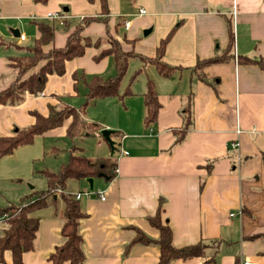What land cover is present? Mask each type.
<instances>
[{"label": "crops", "instance_id": "0c3cea01", "mask_svg": "<svg viewBox=\"0 0 264 264\" xmlns=\"http://www.w3.org/2000/svg\"><path fill=\"white\" fill-rule=\"evenodd\" d=\"M107 3V25L91 23L83 34L103 37L108 26L124 52L148 59H139L142 64L136 70L141 71L130 85L131 95L122 101L96 100L82 109L86 82L92 76L114 74L112 57L95 61L97 51L87 48L83 56L65 63L63 75L48 76L40 95L26 94L17 105L0 106V137L31 125L32 112L47 115L49 105L61 103L79 111L72 137L66 135L69 118L36 137L31 145L0 158V197L4 193L15 198L8 201L4 197L9 204L33 191H44L46 181L38 171L56 172V166L58 171L72 148L88 158L110 156L108 143L94 135L109 129L119 133L111 134L115 177L93 179L92 191L85 180H69L64 192L78 195L85 213L78 225L84 264H155L159 258L155 244H135L127 252L125 247L135 228L158 239L147 217L154 216L160 206L161 218L172 231L173 247L207 245L203 257L172 264H264V69L257 63H264V0ZM100 12L98 0H49L46 4L0 0V38L10 44L0 47V90L14 79L11 57L22 54L16 55L14 45L21 46L29 38L32 46L37 38L35 22L56 24L60 30L54 26V46L63 47L69 33L66 22L72 29L83 17ZM54 13L60 16L47 17ZM171 29L162 61L177 69L171 77L162 78L149 60ZM229 30L232 46L227 50ZM19 34L25 36L24 41L18 40ZM223 54L227 60L203 64ZM147 79L154 83L160 104L156 122L148 126L143 121L142 96ZM187 108L190 126L183 140L174 144L173 130L182 127ZM80 121L82 127H78ZM85 124L99 129L88 133ZM60 138L71 140L70 146L66 144L69 149L54 169L43 166L47 148L53 153ZM15 179L16 186L10 187ZM63 210L57 192L54 202L32 213L38 218V230L33 250L22 255V264H50V254L64 241L60 232ZM5 228L0 222V237ZM0 264H12L9 252Z\"/></svg>", "mask_w": 264, "mask_h": 264}, {"label": "trees", "instance_id": "16d2710c", "mask_svg": "<svg viewBox=\"0 0 264 264\" xmlns=\"http://www.w3.org/2000/svg\"><path fill=\"white\" fill-rule=\"evenodd\" d=\"M34 3L46 4L49 0H33ZM93 3L95 0H86ZM100 4V15L93 17H83L72 29L67 25L69 32L63 47L54 46L55 28L46 22H35L38 32L37 38L32 46L14 45L22 54L11 57L10 66L14 72L13 81L4 89L0 90V106H13L19 104L26 94L40 95L45 88L48 76L64 74L65 63L84 55L87 48H94L97 52L93 59L100 61L107 57H112L114 61V75L108 78L92 76L86 82V93L82 109L89 103L105 98H117L122 101L124 97L131 95L130 85L136 80L140 69L136 70L130 77L123 93L119 92L120 82L125 76L130 57H136L133 53L124 52L120 42L109 32L108 26L103 37H92L83 34L84 30L95 22H102L107 25L106 16L108 14L107 0H98ZM173 30L163 38L155 51L156 58L149 60L154 66L157 74L162 78H169L177 67L167 65L162 61L164 51ZM10 46L5 40L0 38V47ZM232 46V32L229 30V44L227 50ZM227 60L223 54L221 57H213L204 61L208 64L217 61ZM239 58L238 62L241 63ZM263 69L264 63L257 62ZM200 66V64H198ZM77 79V75L74 76ZM144 124L151 125L157 120L160 104L158 102L155 85L152 80L147 79L145 92L143 93ZM186 117L183 125L178 130H173L176 135L174 144L181 142L185 132L190 126L189 109L186 110ZM34 122L24 128H19L10 135L0 137V158L12 155L13 152L23 146L31 145L34 139L42 136L47 131L59 127L66 120L72 121L66 130L68 137L73 136V132L79 122L78 109L66 105L56 104L48 106L47 115L32 112ZM86 132L94 128L99 129L95 124L83 125ZM118 132H112V136H118ZM115 150V149H114ZM116 159L113 155L106 157L88 158L82 154H77L72 148L68 161L62 164L58 171L52 172L47 169L38 171V174L46 181L44 191H33L30 195L24 196L16 203H9L0 206V222L6 228L0 237V259L5 252H9L12 257V264H22V255L33 250V244L38 230V218L32 213L49 206L54 202L57 192H60V199L64 204L63 224L61 236L63 243L56 247L50 254L48 260L50 264H84L85 257L82 251V237L79 233L78 225L80 219L85 217L75 195L66 194L65 187L69 180H85L95 178H105L108 181L115 177ZM161 206L158 207L154 216H148L147 221L151 227L159 233L157 240H152L144 235L140 230L134 229L135 235L125 251L135 244L150 245L155 244L159 249V258L155 264H172L175 261H186L192 258L204 256L207 245L198 243L181 248L172 245V231L166 221L161 218Z\"/></svg>", "mask_w": 264, "mask_h": 264}, {"label": "rangeland", "instance_id": "374dc122", "mask_svg": "<svg viewBox=\"0 0 264 264\" xmlns=\"http://www.w3.org/2000/svg\"><path fill=\"white\" fill-rule=\"evenodd\" d=\"M54 26H55V28L57 29V30H60V28L56 25V24H54ZM31 41H30V39L28 38V40L26 41V42H24L21 46H23V47H29V46H31ZM133 53L134 55H136V57H138V58H129V60H128V69H127V72H126V74H125V76L123 77V79L121 80V82H120V87H119V92L120 93H123V90H124V86L126 85V83H128L129 82V79H130V77H131V75L133 74V71L134 70H136L137 69V67H139V64H140V66H141V62H140V60L142 61V62H146V60H148L146 57H143V56H140V55H137L135 52H133V51H129V52H127V53ZM22 53V51H20V50H16V55H19V54H21ZM156 58V55L154 56V58L153 59H155ZM140 59V60H139ZM151 60V59H150ZM152 71H154V69H153V66H151V70L149 71V72H151L152 73ZM146 74V73H145ZM145 74H142V76L141 77H144V75ZM114 75V74H113ZM113 75H110V76H113ZM104 78H108V77H104ZM124 87V88H123ZM130 88H131V86H130ZM97 109H100V108H97ZM111 118H113V117H111ZM82 121H80V124L78 125V127H82ZM91 139H94L93 137H90ZM91 139H86V142H92V140ZM61 142H59L58 144L57 143H55L56 144V150L53 152V153H51L50 152V148H47V150H46V153L44 154V158H43V166H51V168H55L54 166H55V163L56 164H58V162H60V160H62V158L64 157V155H65V153L67 152V150L69 149V147L67 148V145H68V143H69V146H70V143H71V140L69 139V138H60L59 139ZM74 143H75V145L76 146H79V144H81V142L78 140V138H75L74 139ZM67 144V145H66ZM81 146V145H80ZM86 150H88V149H86ZM77 154H79V153H77ZM68 161V159H65V162H67ZM65 162H63V164H65ZM42 164V162L40 161L39 162V164L37 165V167L38 166H40ZM60 166V165H59ZM39 168V167H38ZM43 168V167H42ZM48 170H51V169H48ZM54 170H56L57 171V166H56V168L54 169ZM52 171V170H51ZM41 179H43L42 177H41ZM45 180V179H44ZM43 180V181H44ZM72 184H74V181H70V185H72ZM10 187H12V186H16V179L13 181V182H10ZM29 186H32L31 184L29 185ZM4 197H6L7 198V200L8 201H10V200H15V198H13V197H10L8 194H4L3 193V196H1L0 197V199L2 200H0V204L2 205V206H4V205H6V201H5V198ZM58 201V203H60L61 204V201L58 199L57 200Z\"/></svg>", "mask_w": 264, "mask_h": 264}, {"label": "water", "instance_id": "95a60500", "mask_svg": "<svg viewBox=\"0 0 264 264\" xmlns=\"http://www.w3.org/2000/svg\"><path fill=\"white\" fill-rule=\"evenodd\" d=\"M112 132L113 131L109 130V129H103V130L100 131L101 138L104 141H106L108 143V145L110 146V148H111V155L113 154L114 149H115V143L111 139ZM85 182L88 184L89 190L92 191L93 190V179H91V178L85 179Z\"/></svg>", "mask_w": 264, "mask_h": 264}, {"label": "built area", "instance_id": "2783aa9c", "mask_svg": "<svg viewBox=\"0 0 264 264\" xmlns=\"http://www.w3.org/2000/svg\"><path fill=\"white\" fill-rule=\"evenodd\" d=\"M140 13H141V14H144L145 11H144V10H140ZM59 16H60V15H59V14H56V13H54V14H48V15H47V17L50 18V19L58 18ZM61 18H62V17H61ZM17 38H18L19 41H24V40H25V36H24L23 34H19ZM94 135H95L97 138H100V137H101V135H100V131H95ZM123 154H127V152L124 151ZM78 198H79V196L77 195V196H76V199H78ZM101 199L103 200L104 198L101 197ZM242 264H251V263L246 261V262H243Z\"/></svg>", "mask_w": 264, "mask_h": 264}]
</instances>
